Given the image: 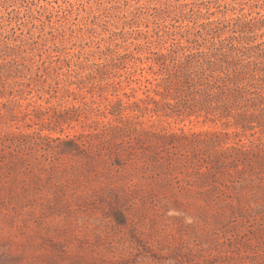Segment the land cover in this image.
<instances>
[{
    "label": "rangeland",
    "instance_id": "374dc122",
    "mask_svg": "<svg viewBox=\"0 0 264 264\" xmlns=\"http://www.w3.org/2000/svg\"><path fill=\"white\" fill-rule=\"evenodd\" d=\"M0 264H264V0H0Z\"/></svg>",
    "mask_w": 264,
    "mask_h": 264
},
{
    "label": "trees",
    "instance_id": "16d2710c",
    "mask_svg": "<svg viewBox=\"0 0 264 264\" xmlns=\"http://www.w3.org/2000/svg\"><path fill=\"white\" fill-rule=\"evenodd\" d=\"M213 64L214 61L209 57H207L201 63L198 61L199 73L191 74L193 77L198 76V80H196L197 85L201 86L199 76L202 77L205 70L211 67ZM228 80H230V78L227 74L223 77H218L216 79L214 78V82H212V85L209 86V89L214 91H211L209 93L205 88H197V86H195L194 94H200L205 99L210 100V102L212 101V103L217 102L216 106H214L213 109H224L225 111H229V107L231 108V100L236 101L239 97L238 95H236L237 90L227 85ZM188 83L192 87L194 85V80L191 79ZM220 102L221 105H218V103Z\"/></svg>",
    "mask_w": 264,
    "mask_h": 264
}]
</instances>
